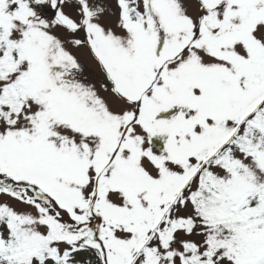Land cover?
<instances>
[{"label": "snow or ice", "instance_id": "snow-or-ice-1", "mask_svg": "<svg viewBox=\"0 0 264 264\" xmlns=\"http://www.w3.org/2000/svg\"><path fill=\"white\" fill-rule=\"evenodd\" d=\"M0 264H264V0H0Z\"/></svg>", "mask_w": 264, "mask_h": 264}]
</instances>
